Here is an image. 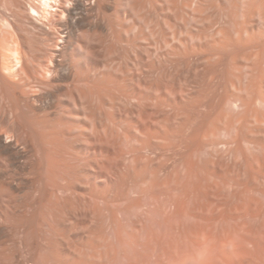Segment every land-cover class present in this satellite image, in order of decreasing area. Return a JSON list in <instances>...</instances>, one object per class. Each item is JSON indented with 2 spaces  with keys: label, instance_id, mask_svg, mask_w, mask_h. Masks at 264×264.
Returning a JSON list of instances; mask_svg holds the SVG:
<instances>
[{
  "label": "bare ground",
  "instance_id": "obj_1",
  "mask_svg": "<svg viewBox=\"0 0 264 264\" xmlns=\"http://www.w3.org/2000/svg\"><path fill=\"white\" fill-rule=\"evenodd\" d=\"M219 1L218 6L209 0H39V5L31 6L42 23L39 27L44 32L47 28L58 29L59 37L50 52V63H38L33 71L26 69L20 37L8 46L2 44V49L0 46V264H30L31 260L35 264H48L44 257L37 255L40 250L37 259L32 251H25V240H67L60 225L79 223L80 213L73 203L75 197L85 195L92 200L99 197L106 202L114 182V161L122 157V153L120 156L119 151L114 150L145 147L156 138L162 103L172 102L168 82L162 86L151 79L160 65L171 66L176 61L179 64L181 59L191 60L203 54L199 62L210 68L222 65L228 57L222 69L231 75L226 86L234 91L227 94L223 103L231 111L247 114L244 121L249 123L248 127L264 125V112L255 108L257 105L264 108V49H260L264 47L261 46L264 43V3L260 0ZM232 5L236 14L229 17V24L240 26L236 32L238 40L235 42L232 34L229 35L228 28H218L217 38L209 42L207 31L211 17L207 12L216 8L225 14ZM236 16L243 17L244 22L238 24ZM257 17L256 31L252 19ZM3 20L11 24L8 19ZM240 42L259 49L252 56L247 54L250 64L246 84L240 78L232 79L239 69L238 56H231L235 51L230 48L237 50L235 47L240 48ZM237 118L223 125L224 132L236 130L242 122ZM18 181L24 186H17ZM97 209L91 203L86 214L89 232L92 229L89 223L100 221ZM89 236L87 238L91 239ZM10 243L19 244L23 250L17 254L11 250ZM78 261L76 257L69 264H80Z\"/></svg>",
  "mask_w": 264,
  "mask_h": 264
},
{
  "label": "rangeland",
  "instance_id": "obj_2",
  "mask_svg": "<svg viewBox=\"0 0 264 264\" xmlns=\"http://www.w3.org/2000/svg\"><path fill=\"white\" fill-rule=\"evenodd\" d=\"M209 1L220 5L219 0ZM260 1L264 3V0ZM36 4L39 5V0H0L1 49L4 44L8 46V43L20 37L18 40L23 41L28 71H33L34 65L38 63H50V52L55 48L59 37L58 29L47 28L44 32L42 27H39L42 24L39 16L31 9V6ZM214 10L216 11V8L207 12V16L211 17V25H208L207 31L209 42L215 40L218 30L223 28H228L226 31H230L229 35L232 34L236 42V32L240 26L237 28L234 22V26L229 24V17L233 18L236 14L233 12V5L225 14ZM236 17L237 23H243L245 20L243 17ZM248 18L246 17V20ZM3 19H8L11 24ZM255 19H252L255 27L252 20L250 23L257 31L259 19ZM223 25L227 26L222 27ZM246 45L235 47L237 50L230 48L235 51L230 52L231 56H238L236 65L238 64L240 70L234 73L235 77L232 75V79L240 78L244 84L250 64L247 58L259 51L255 46ZM261 46H264V43ZM209 49L205 48L206 51ZM240 55H244L245 59ZM201 56H196L197 60L195 57L191 60L181 59V63L176 61L171 66L160 65L157 74L151 78L162 86L165 85L162 83L168 82L166 85H170L172 102H167V105L162 103L159 115L161 125L160 128L158 126L156 138L153 137L145 147L142 146L143 148L126 147L114 150L119 151L118 155L122 153V157L114 159V182L106 202L99 197L94 200L85 195L75 197L73 203L77 213H80L79 223L74 226V222L72 225L63 222L60 225V230L67 240H25V251H32L36 259L39 255L44 257L48 264H69L76 257L80 264H264V125L260 128L250 124L249 128V123L244 121L247 114L243 111H231L223 103L228 97L227 94L234 91L232 87L226 86L231 75L222 69H225L228 57H225L227 61H223V67L220 65L209 68L203 62L200 64ZM61 62H64V58H61ZM262 66L264 68V62ZM190 101L192 104L188 105ZM223 105L226 107L221 109ZM127 106L132 109L131 105ZM257 106V111L264 112V108ZM175 108L176 110H173ZM113 111L114 109L112 113ZM236 118L242 120L241 124L235 127L236 130L224 132L223 125ZM167 131L170 132L169 135ZM131 148H134V151ZM21 182L18 181L16 185L24 186ZM90 202L97 206L100 213H97L98 216L101 215V218L97 216L100 219L99 222L96 220L98 224L89 223L93 234L89 232L85 222ZM88 236L91 239H88ZM10 244L11 250L17 254L23 250L17 243ZM38 250L40 254H37ZM31 262L30 264H35L32 260Z\"/></svg>",
  "mask_w": 264,
  "mask_h": 264
}]
</instances>
